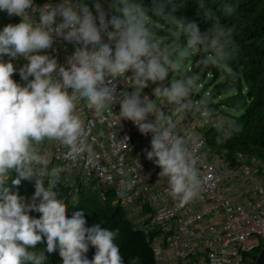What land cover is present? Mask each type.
Returning <instances> with one entry per match:
<instances>
[{"label":"clouds","instance_id":"clouds-1","mask_svg":"<svg viewBox=\"0 0 264 264\" xmlns=\"http://www.w3.org/2000/svg\"><path fill=\"white\" fill-rule=\"evenodd\" d=\"M198 3L211 24L206 32L195 22L176 17L182 6L178 0H152L151 9L138 0H113L117 14L108 21L99 3L94 15L84 0H63L55 7H36L35 0H0V11L22 20L0 30V264H46V254L57 252L63 264H123L116 243L119 229L99 224L86 227L84 211L67 217L62 199L45 187L32 167L42 162L36 145L44 141H54L65 149L67 160L75 161L86 151L92 154L87 144L91 130L77 113L78 102L100 117L119 101L121 120L132 121L144 135L151 134L147 159L161 169L160 177H167L169 196L187 204L199 195L202 180L195 159L185 137L176 131V120L160 107L171 105L181 119L188 113L208 111V101L191 98L195 87L191 77L169 80L181 67L177 53L185 48L189 53L204 51L208 53L205 64L226 61L232 54L234 27L224 24L222 18L232 16L235 6L231 0H212L218 4L215 8L208 6L209 0ZM58 17L63 22L57 24ZM159 29L168 36L158 35ZM104 34L109 43L101 39ZM54 35L82 45L69 58V67H58L57 60L48 55L34 54L52 48ZM169 38L172 43L165 44ZM4 56H23L28 61L20 69L26 86L12 79L16 69L12 62H4ZM196 64L191 69L199 68ZM129 71L133 73L130 79ZM118 78L130 81L134 91L117 96L113 81ZM165 81L168 86L155 88L154 100L142 94L150 82ZM60 171L54 169L51 175L58 178ZM10 172L16 173L13 186L35 180L31 204L5 183L3 178ZM31 211L40 213V218L31 217ZM45 241L46 248L37 252L36 246ZM90 246L96 250L92 260L86 255ZM130 264H142L141 258L133 257Z\"/></svg>","mask_w":264,"mask_h":264},{"label":"built area","instance_id":"built-area-1","mask_svg":"<svg viewBox=\"0 0 264 264\" xmlns=\"http://www.w3.org/2000/svg\"><path fill=\"white\" fill-rule=\"evenodd\" d=\"M62 2L35 0V5L55 7ZM84 3L95 15L96 3ZM100 9L106 21L110 20L112 15L101 6ZM35 19L39 22V17ZM18 20L9 18L2 29L22 22L20 17ZM61 22L58 17L57 24ZM101 39L109 43L106 34ZM81 46L54 35L52 48L34 54L48 55L57 60L58 67H69V58ZM3 59L12 62L16 69L12 79L26 86L20 69L28 61L23 56ZM202 63L198 61L195 67ZM126 75L130 79L133 73ZM113 84L117 96L134 91L130 81L118 78ZM165 86L166 81L150 82L142 94L154 100L155 88ZM191 98L198 101L193 93ZM160 107L176 120V131L185 137L202 180L199 195L189 203L181 204L169 196L167 177H160L161 169L147 159L151 134L144 135L132 121L121 120L119 101L100 117L85 103L78 102L77 113L91 130L87 144L92 147V154L86 151L75 161L67 160L65 149L54 141H44L36 145L42 162L32 165L34 172L46 188L57 193L65 207L76 206L82 197H93L104 206L124 210L133 230L147 238L155 264H255L264 247V160L244 153L231 155L210 143L212 129L226 135L229 131L232 120L224 109L188 113L181 119L175 116L171 105ZM57 168L61 170L58 178L51 175ZM11 174L3 179L6 181ZM53 180L57 181L54 185ZM22 182L23 199L31 204L35 180Z\"/></svg>","mask_w":264,"mask_h":264},{"label":"trees","instance_id":"trees-1","mask_svg":"<svg viewBox=\"0 0 264 264\" xmlns=\"http://www.w3.org/2000/svg\"><path fill=\"white\" fill-rule=\"evenodd\" d=\"M38 2L44 0H37ZM61 1V0H54ZM111 15H116L111 4L113 0H95ZM146 8L151 9L152 0H138ZM235 6V13L222 18V22L234 27L232 54L226 61H212L202 63L199 68L187 72L188 77L200 75L204 88H211L207 96L213 104L209 109H224L232 120L229 123L227 135L214 128L211 130L210 143L231 155L244 153L264 160V0H231ZM182 6L175 12L176 17L186 22H195L202 32H206L211 24L203 14L198 0H178ZM209 7H218L209 0ZM169 11L171 8L169 7ZM151 15V13H150ZM164 25L163 20L158 21ZM158 35L167 37L163 29L157 30ZM182 42L186 44V40ZM172 40L166 39L165 44ZM180 53L176 54L178 57ZM208 53L201 51L196 54L195 63L202 60ZM192 53L187 54L189 58ZM188 60V59H187ZM178 72H173L171 76ZM210 80L206 82L207 77ZM169 77V79H170ZM218 101V102H217ZM16 173L5 181L10 185ZM12 191L23 198V182L19 186L10 185ZM67 217L75 211H84L87 220L86 227L99 224L102 228L119 229L116 243L120 246L123 264H130L133 257H140L142 264H155L152 249L145 235L135 232L124 210L110 205H102L93 197H82L79 204L66 207ZM29 215L40 218L41 214L31 211ZM46 248V241L36 246V251ZM30 251L32 249H29ZM95 248L89 247L86 254L89 260L95 256ZM256 252L255 254H257ZM46 264H63L59 252L46 254Z\"/></svg>","mask_w":264,"mask_h":264},{"label":"rangeland","instance_id":"rangeland-1","mask_svg":"<svg viewBox=\"0 0 264 264\" xmlns=\"http://www.w3.org/2000/svg\"><path fill=\"white\" fill-rule=\"evenodd\" d=\"M84 2H87V0H84ZM111 7H112V4H111ZM112 9L114 10L113 7H112ZM6 17L14 18L15 22L19 21L17 16L16 17L15 16H9L6 11H0V30H2V26H3V24H4L5 20H6ZM188 52L189 51L185 48L184 52L180 53L178 55V57H176L179 60L181 67L177 71L178 73L176 75H174V76H171L169 80H171L173 77H176V78H188L187 72L192 68L193 63L195 62V59H196V54H197V53H192V55L189 58H187ZM192 80H193V83L195 85L194 90H193V93L195 95V99L198 100V101L202 100V99L208 101V104H207L208 111L209 112L214 111V110L209 109V106L211 104H213L214 101H211L210 98L207 97L208 96L207 94H208V92L211 91V88H208V89L204 88L205 82L202 83V81L200 80V75L199 74L198 75L197 74L194 75ZM209 80H210V78L207 77L206 82L209 81ZM166 83H168V81H166ZM167 86H168V84H167Z\"/></svg>","mask_w":264,"mask_h":264},{"label":"water","instance_id":"water-1","mask_svg":"<svg viewBox=\"0 0 264 264\" xmlns=\"http://www.w3.org/2000/svg\"><path fill=\"white\" fill-rule=\"evenodd\" d=\"M255 264H264V247L259 252Z\"/></svg>","mask_w":264,"mask_h":264}]
</instances>
